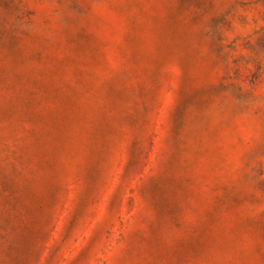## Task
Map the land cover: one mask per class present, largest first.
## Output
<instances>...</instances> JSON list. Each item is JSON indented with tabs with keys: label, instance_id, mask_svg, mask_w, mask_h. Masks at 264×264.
Returning <instances> with one entry per match:
<instances>
[{
	"label": "rangeland",
	"instance_id": "obj_1",
	"mask_svg": "<svg viewBox=\"0 0 264 264\" xmlns=\"http://www.w3.org/2000/svg\"><path fill=\"white\" fill-rule=\"evenodd\" d=\"M0 264H264V0H0Z\"/></svg>",
	"mask_w": 264,
	"mask_h": 264
}]
</instances>
